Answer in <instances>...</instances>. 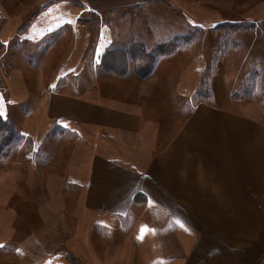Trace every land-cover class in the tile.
<instances>
[{"label":"rangeland","instance_id":"obj_1","mask_svg":"<svg viewBox=\"0 0 264 264\" xmlns=\"http://www.w3.org/2000/svg\"><path fill=\"white\" fill-rule=\"evenodd\" d=\"M121 11L125 18L122 13H96L88 0H0V120L22 139L9 156L0 158V264H85L79 256L86 258L95 248L100 252L99 240L82 238L72 252L71 242L65 241L69 234L89 238L157 232L151 204L133 207L125 216L90 211L86 193L94 154H114L122 163L143 169L200 102L264 121V0H173ZM228 22L248 29L230 36L235 41L210 71L215 46L224 37L217 27ZM191 30L196 38L187 46L174 52L162 47ZM109 32L118 34L110 45L143 41L136 47L148 54L160 47L166 51L151 61L137 57L133 73L139 78L118 81L122 63H112L117 72L99 67ZM140 64L151 66L149 75L140 74ZM253 70L258 71L254 95L237 96ZM204 77L210 78L206 84L212 95L194 103ZM76 86L105 101L116 98L120 106L139 104L157 124V144L149 150L145 140L47 118V94L55 88L76 92ZM124 245L133 254V242Z\"/></svg>","mask_w":264,"mask_h":264},{"label":"crops","instance_id":"obj_2","mask_svg":"<svg viewBox=\"0 0 264 264\" xmlns=\"http://www.w3.org/2000/svg\"><path fill=\"white\" fill-rule=\"evenodd\" d=\"M167 1L173 0L88 3L96 13H122L125 18L123 8ZM109 35L111 39L102 43L99 67L116 72L122 68L117 72L121 76L116 75L118 81L134 75L138 79L134 62L126 60L125 51L129 46L134 48L135 41L110 45L108 42L118 41V34ZM116 61L122 63L117 69L112 66ZM80 88H75L76 92L59 88L49 92L47 118L67 126H84L91 132H115L124 139H138L135 142L145 140L149 150L157 144V124L147 118L139 104L120 106L114 103L116 98L105 101V97L81 92ZM147 161L138 169L122 163L114 154L98 152L92 156L86 193L90 211L125 216L133 207L151 204L157 232L130 237L95 234L89 235L90 239L88 235L69 234L65 241L71 242L72 252L82 238L92 243L99 240L96 247L100 252L95 248L85 254L86 258L79 256L85 264H131L133 258L135 264H264L262 119L200 102L163 151ZM136 195L141 201L135 200ZM127 241L134 244L133 254L124 245Z\"/></svg>","mask_w":264,"mask_h":264},{"label":"trees","instance_id":"obj_3","mask_svg":"<svg viewBox=\"0 0 264 264\" xmlns=\"http://www.w3.org/2000/svg\"><path fill=\"white\" fill-rule=\"evenodd\" d=\"M247 27H248L247 25L246 26L235 25V23H233V22L223 23L217 27V29H220L224 33V35H223L224 37H220L218 39L216 46H215L213 59H212V62L210 64V71L214 70L215 63L217 62V60L221 56L222 52H224L230 46L232 41H235V40H233V37H230V36L231 35L233 36L236 32H238V30L248 29ZM195 38H196V31L191 30L188 33H185L183 35L174 36L168 42V43H170L169 45L165 44V46H162V47H169L168 50H170V52H174L177 48L187 46L189 43L194 41ZM141 42H143V41H139L138 43H141ZM136 46H134V48H129L128 50H125L127 57H128V60L129 61L132 60L135 63L137 60L136 58L139 56H140V60H142V61H145L146 59L151 61L153 57H154V59H156L157 55L160 54L161 51L162 52L166 51L165 49H162V47H160L158 52L153 51L152 54H148V50L146 48L136 47ZM132 49H134V50H132ZM135 50L138 53V54H136L137 55L136 57L133 56L134 55L133 51H135ZM143 64H140L141 68H138L140 74L142 73L141 75H144L143 73H145V75H149L151 66L148 65V68H147V66L143 67ZM139 72H138V74H139ZM127 73H128V71L126 72V74ZM257 76H258L257 70H253L251 73H249L247 80L245 82V86L238 93H236V95L239 97H243V96H245L247 98L250 96L252 97L254 95V91H255V84L254 83L256 81ZM209 79H210L209 77L203 78L200 86L198 87V89L194 93V99H193L194 103L198 102L199 100H210L209 98L211 97L212 92L209 89V85L206 84V82H208ZM21 144H22V139L18 135L15 136V130L12 129L11 127L9 128V125H7L6 123H4L0 120V158H5V157L9 156V154L12 152V150ZM137 196L139 197V195H136L135 200L141 201V199L137 198Z\"/></svg>","mask_w":264,"mask_h":264},{"label":"snow or ice","instance_id":"obj_4","mask_svg":"<svg viewBox=\"0 0 264 264\" xmlns=\"http://www.w3.org/2000/svg\"><path fill=\"white\" fill-rule=\"evenodd\" d=\"M0 114H2V112H0Z\"/></svg>","mask_w":264,"mask_h":264}]
</instances>
